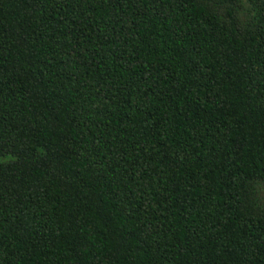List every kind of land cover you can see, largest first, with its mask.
Returning a JSON list of instances; mask_svg holds the SVG:
<instances>
[{
	"label": "trees",
	"instance_id": "1",
	"mask_svg": "<svg viewBox=\"0 0 264 264\" xmlns=\"http://www.w3.org/2000/svg\"><path fill=\"white\" fill-rule=\"evenodd\" d=\"M0 264H264V0H0Z\"/></svg>",
	"mask_w": 264,
	"mask_h": 264
}]
</instances>
